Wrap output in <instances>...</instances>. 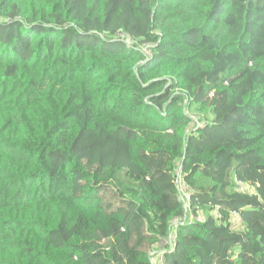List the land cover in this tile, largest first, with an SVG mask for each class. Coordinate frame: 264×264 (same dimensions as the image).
Instances as JSON below:
<instances>
[{
	"label": "trees",
	"instance_id": "obj_1",
	"mask_svg": "<svg viewBox=\"0 0 264 264\" xmlns=\"http://www.w3.org/2000/svg\"><path fill=\"white\" fill-rule=\"evenodd\" d=\"M158 249L264 264V0H0V264Z\"/></svg>",
	"mask_w": 264,
	"mask_h": 264
},
{
	"label": "rangeland",
	"instance_id": "obj_2",
	"mask_svg": "<svg viewBox=\"0 0 264 264\" xmlns=\"http://www.w3.org/2000/svg\"><path fill=\"white\" fill-rule=\"evenodd\" d=\"M177 178L179 179V186L181 188V192H182V195L188 205L189 203V198H188V193H189V189L187 188L186 184L183 183L182 179L180 178V174L177 173ZM242 189H245V188H242ZM162 248V246H161ZM162 249H158L156 250L154 253H152V262H155L156 264H160V260H161V257H162Z\"/></svg>",
	"mask_w": 264,
	"mask_h": 264
},
{
	"label": "water",
	"instance_id": "obj_3",
	"mask_svg": "<svg viewBox=\"0 0 264 264\" xmlns=\"http://www.w3.org/2000/svg\"><path fill=\"white\" fill-rule=\"evenodd\" d=\"M151 261H152V254L150 255ZM152 264H156L155 262H152Z\"/></svg>",
	"mask_w": 264,
	"mask_h": 264
},
{
	"label": "built area",
	"instance_id": "obj_4",
	"mask_svg": "<svg viewBox=\"0 0 264 264\" xmlns=\"http://www.w3.org/2000/svg\"><path fill=\"white\" fill-rule=\"evenodd\" d=\"M162 255V254H161Z\"/></svg>",
	"mask_w": 264,
	"mask_h": 264
}]
</instances>
